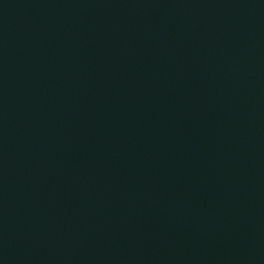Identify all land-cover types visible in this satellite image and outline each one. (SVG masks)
<instances>
[{
	"label": "water",
	"instance_id": "water-1",
	"mask_svg": "<svg viewBox=\"0 0 264 264\" xmlns=\"http://www.w3.org/2000/svg\"><path fill=\"white\" fill-rule=\"evenodd\" d=\"M0 264H264V0H0Z\"/></svg>",
	"mask_w": 264,
	"mask_h": 264
}]
</instances>
